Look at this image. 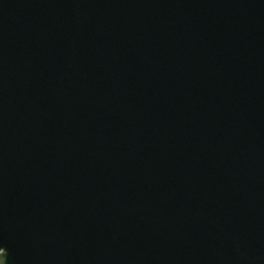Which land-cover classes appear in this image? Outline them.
Listing matches in <instances>:
<instances>
[{"label": "water", "instance_id": "95a60500", "mask_svg": "<svg viewBox=\"0 0 264 264\" xmlns=\"http://www.w3.org/2000/svg\"><path fill=\"white\" fill-rule=\"evenodd\" d=\"M0 264H264V0H0Z\"/></svg>", "mask_w": 264, "mask_h": 264}]
</instances>
